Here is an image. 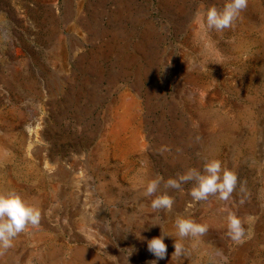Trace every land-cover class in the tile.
Listing matches in <instances>:
<instances>
[{
  "label": "rangeland",
  "instance_id": "obj_1",
  "mask_svg": "<svg viewBox=\"0 0 264 264\" xmlns=\"http://www.w3.org/2000/svg\"><path fill=\"white\" fill-rule=\"evenodd\" d=\"M77 1L90 31L66 16L68 0H0V191L42 212L0 264H211L225 248L227 264H264V0H248L231 28L207 31L217 55L196 14L225 0ZM39 65L50 67L48 83ZM29 124H40L38 140ZM207 159L238 174L229 201L194 202L189 183L167 190L171 211L151 208L149 180ZM229 212L245 223L243 243L226 235ZM176 216L208 226L181 240L179 256ZM162 228L171 236L157 259L148 241Z\"/></svg>",
  "mask_w": 264,
  "mask_h": 264
},
{
  "label": "clouds",
  "instance_id": "obj_2",
  "mask_svg": "<svg viewBox=\"0 0 264 264\" xmlns=\"http://www.w3.org/2000/svg\"><path fill=\"white\" fill-rule=\"evenodd\" d=\"M248 0H225L223 7L211 6L204 12H197L196 19L205 31L215 30L223 32L233 26L240 17L242 11L246 9ZM161 154L170 151L167 146H161ZM192 184L188 190V195L194 202H206L210 197H215L219 201L227 202L237 191L240 180L238 174L227 168L220 159H207L203 163L202 170L188 168L177 177H169L167 180L163 176H156L149 180L144 187L142 195L144 197H155L151 200V208L154 211H171L175 200L169 195L168 189L184 191L183 185ZM163 185L165 191L157 194ZM240 187V191H243ZM241 203L244 201L241 200ZM42 219V212L39 207L29 203L25 197L15 190L0 192V255L14 246L15 238L24 232L29 226L38 227ZM176 237L174 243V254L177 256L185 253V248L181 240L187 237H201L208 231V226L199 223L190 217L178 216L175 221ZM226 235L233 242L243 243L247 231L245 223L240 216L229 212L227 215ZM171 236L163 231L160 236L148 241V250L157 259H164L167 254V244L165 237ZM179 238V239H177ZM223 264H227V257L222 250H216L211 260V264H217L216 258ZM156 264V261H153Z\"/></svg>",
  "mask_w": 264,
  "mask_h": 264
},
{
  "label": "bare ground",
  "instance_id": "obj_3",
  "mask_svg": "<svg viewBox=\"0 0 264 264\" xmlns=\"http://www.w3.org/2000/svg\"><path fill=\"white\" fill-rule=\"evenodd\" d=\"M79 4V1H77V0H68V3H67V8H66V11H65V14H66V16L67 17H76L75 18V20L77 21V23H79V24H81L84 28H86L87 30H89V28H88V23H89V16L87 15V13H83V12H81V11H77L76 10V7H77V5ZM58 5H56L55 4V8H54V10L53 11H55V9H56V11H58ZM201 27V26H200ZM90 31V30H89ZM203 34L206 36V38H204V39H206L207 40V43L211 46V51L213 50L215 53H216V55H217V53L218 54H221V52H220V49H219V47L217 46V44H216V42L214 41V38H212V37H210V35L207 33V31H205V29L203 28ZM212 36V35H211ZM69 43H70V45H71V47H72V51H81V44H84V42L83 41H81L77 36H75V35H70L69 36ZM79 45V46H78ZM108 51V50H107ZM213 52V53H214ZM84 52H83V55H82V57H81V59L82 58H84L83 56H84ZM37 60V59H36ZM32 66V65H31ZM31 70V69H30ZM29 70V71H30ZM34 70H31L30 72L32 73H30L31 75H33V72ZM46 72H50V67H48L47 65H44V66H42V65H39V68H38V70H36L35 71V73L37 74V76L36 77H41V75L43 76V78H41V82L42 83H48L47 82V79L48 78H46V76L44 75V73L46 74ZM34 77V76H33ZM36 80H38L37 78H36ZM49 85V84H48ZM4 86V85H3ZM45 88V87H44ZM35 89V88H34ZM33 89V93H38V92H36L35 90ZM4 90V89H3ZM30 90H32V89H30ZM18 92V91H17ZM6 94V93H5ZM5 96V95H4ZM41 97V96H40ZM17 98V97H16ZM136 108V107H135ZM38 119V118H37ZM39 119H40V121H41V118L39 117ZM36 120V119H35ZM111 120V119H110ZM26 121V120H25ZM31 124H32V121H31ZM31 124H29V126H30V129H29V140H30V142L31 141H35V140H38L39 139V137H40V135H41V131H40V128H39V126H40V124H37V126H33L32 127V125ZM39 125V126H38ZM42 125V124H41ZM115 127V126H114ZM132 132V131H131ZM8 134V133H7ZM137 135V134H136ZM15 137H16V135H15ZM3 138V137H2ZM10 138V137H9ZM22 141V140H21ZM34 143V142H33ZM127 144V143H126ZM45 145V144H44ZM127 147V146H126ZM131 150H132V148H131ZM20 152V151H19ZM12 154V153H11ZM44 155H46V154H44ZM38 160V159H37ZM16 163V162H15ZM56 163V162H55ZM3 164V163H2ZM37 165H40V166H43V165H45V166H48L49 165V162H48V160H47V157L46 156H40L39 157V160H38V163H37ZM21 166V165H20ZM62 166V165H61ZM37 169H38V167H37ZM8 172V171H7ZM21 173V172H20ZM8 174V173H7ZM14 174H15V172H14ZM35 176V175H34ZM19 179V178H18ZM16 180V179H15ZM23 180V179H22ZM15 187V186H14ZM20 188V187H19ZM14 189V188H13ZM17 190V189H16ZM1 192V191H0ZM239 198V197H238ZM242 199V198H241ZM233 203V202H232ZM255 203V202H254ZM260 204V203H259ZM228 205L229 204H227V207H228ZM248 205V204H247ZM245 206V205H244ZM258 209V208H257ZM250 211H252V210H250ZM261 211V210H260ZM256 213V212H255ZM258 214H259V211H258ZM227 215V214H226ZM249 215V214H248ZM250 216V215H249ZM252 216V215H251ZM177 217V216H176ZM255 217V216H254ZM222 219V218H221ZM253 219V218H252ZM254 220V219H253ZM173 225V224H172ZM247 229V228H246ZM172 230V229H171ZM257 230V229H256ZM219 231V230H218ZM249 232V231H248ZM250 234V233H249ZM226 238V237H225ZM247 241V240H246ZM227 242V241H226ZM256 242V241H255ZM231 243V242H230ZM227 244V243H226ZM225 245V244H224ZM247 245V244H246ZM231 246V245H230ZM223 247V246H222ZM221 247V248H222ZM242 250V249H241ZM222 252H223V254H224V256H225V252H226V248L225 249H222ZM248 253V252H247ZM246 254V253H245ZM235 255V254H234ZM251 255V254H250ZM236 256V255H235ZM249 256V255H248ZM234 258V257H233ZM240 258V257H239ZM246 258V257H245ZM251 258V257H250ZM235 259V258H234ZM238 259V258H237ZM237 262V261H236ZM241 262V261H240ZM183 263V262H182ZM237 264V263H236Z\"/></svg>",
  "mask_w": 264,
  "mask_h": 264
}]
</instances>
